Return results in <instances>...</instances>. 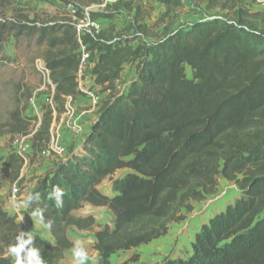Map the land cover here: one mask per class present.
I'll list each match as a JSON object with an SVG mask.
<instances>
[{
    "label": "trees",
    "instance_id": "1",
    "mask_svg": "<svg viewBox=\"0 0 264 264\" xmlns=\"http://www.w3.org/2000/svg\"><path fill=\"white\" fill-rule=\"evenodd\" d=\"M142 1L116 3L130 10ZM155 1L171 10L182 0ZM10 4L0 0V15ZM229 4L220 7L234 9L236 3ZM20 17L21 22L0 18V44L12 33L36 38L44 47L41 58L55 103L80 97L72 26H37ZM259 17L244 9L230 18L205 17L146 48L83 38L96 52L90 71L94 84L111 97L78 149L54 164L30 192L39 200L27 206L26 214L42 210V218L36 217L50 234V241L29 234L44 264H58L73 250L69 228H93L91 216L73 214L84 204L106 207L113 215V228L105 226L94 235L97 264H108L117 253L165 236L171 223L184 219L182 210L191 212L192 203L215 193L218 178L233 182L240 196L199 227L185 256L161 264H264V31L255 23ZM129 64H135V76L116 92L115 82ZM50 121L41 123L34 143L48 136ZM22 164L9 155L0 181L16 182ZM120 170L126 173L112 180V196L103 194L100 185ZM53 186L66 193L62 208L50 198ZM21 232L15 216L0 206V264H16L8 248Z\"/></svg>",
    "mask_w": 264,
    "mask_h": 264
},
{
    "label": "rangeland",
    "instance_id": "2",
    "mask_svg": "<svg viewBox=\"0 0 264 264\" xmlns=\"http://www.w3.org/2000/svg\"><path fill=\"white\" fill-rule=\"evenodd\" d=\"M118 0H11L0 18L21 22L20 16L35 20L36 25L49 22H68L69 6L79 12L109 16L93 19L99 27L96 36L99 41L127 44L132 49L146 48L162 40L166 34L189 27L193 22L205 17L230 18L238 9L260 14L255 23L264 31V0H182L178 9L166 10L155 0H143L125 10ZM223 2L236 5L234 9L222 10ZM230 5V4H229ZM7 35L1 43L0 51V168L7 157L14 154L13 141L18 137H27V149L24 151L17 192L16 212L10 205L11 189L15 183L0 181V206L8 216H15L21 224L22 232L36 234L50 241L48 230L36 216L26 214L25 201L36 182L49 173L54 164L64 161L75 145L83 139L90 125L95 121L102 103L111 97V93L96 90V99L80 96L65 103H55L54 94L40 73L43 64L41 54L44 47L39 46L36 38L26 35ZM135 64L124 67V80L115 85V91H124L125 84L134 76ZM90 71H87L81 85L92 89ZM187 75L190 76L187 70ZM94 102L93 107L89 104ZM93 108V109H92ZM92 109L89 113L88 110ZM50 113V115H49ZM15 114L13 119L11 116ZM51 119L48 136H42L34 143V137L41 123ZM77 124L81 132L72 136L68 124ZM47 138V139H46ZM62 149L61 154H47V145L51 139ZM34 145V146H33ZM125 170L117 171L99 187L100 191L112 196L111 182L122 177ZM240 192L233 182L217 179L216 191L201 202L192 203V211L182 210L184 219L171 223L167 234L148 245L140 246L129 252H120L110 257L108 264H161L167 258H179L190 251V243L199 227L214 214L223 212L233 204ZM77 217L91 216L95 225L89 231L75 228L67 230V237L75 243L81 241L89 253L86 264H97L98 253L94 250L95 233L105 226L113 228V215L106 207H93L84 204L73 213ZM21 217L23 219H21ZM136 256V261L132 258ZM58 264H74L72 250L67 251Z\"/></svg>",
    "mask_w": 264,
    "mask_h": 264
},
{
    "label": "built area",
    "instance_id": "3",
    "mask_svg": "<svg viewBox=\"0 0 264 264\" xmlns=\"http://www.w3.org/2000/svg\"><path fill=\"white\" fill-rule=\"evenodd\" d=\"M68 15H69V24L72 26V28L75 31V37L78 42V50H77V56L79 60L78 69L76 72V82L78 85L79 91L82 93L81 96L88 97L92 100L96 99L97 91L95 89H87L82 87L81 82L84 74L87 71H91L94 67L95 62L93 61L92 56L96 55L95 51H92L89 49L87 44L83 43V38H89V39H96V36L99 31L98 24L90 17V14L88 12H79L77 8H73L69 6L68 8ZM40 73L46 80L47 85L49 88H51V91L54 94V85L51 83L49 79V73L45 69L44 64L40 65ZM90 75V79L93 77ZM94 79V78H93ZM118 81L115 82V85ZM108 92V91H106ZM72 100L71 97L64 98L65 103ZM68 131L72 136L78 135L82 130L77 124H68ZM27 137H18L13 141V148H14V154L18 157H20L22 160H24L23 153L27 149L26 145ZM62 149H60L57 145L54 139L52 138L47 145L46 153H55V154H61ZM17 192H18V181H16L12 185L11 189V197H10V205L12 208V211L16 212L17 203Z\"/></svg>",
    "mask_w": 264,
    "mask_h": 264
},
{
    "label": "clouds",
    "instance_id": "4",
    "mask_svg": "<svg viewBox=\"0 0 264 264\" xmlns=\"http://www.w3.org/2000/svg\"><path fill=\"white\" fill-rule=\"evenodd\" d=\"M65 195L66 193L63 188L53 186L50 198L54 201L57 208H62ZM38 200V194H30L25 201V206L27 207L31 202ZM31 215H41L42 218V210L33 211ZM21 219L23 218L21 217ZM25 235L26 233L24 232L20 233L17 237L16 244L8 248L9 254L16 257V264H44V260L40 255V250L34 246V238L31 235H28L27 239H25ZM72 255L74 264H86L89 260V253L81 241H76L74 243Z\"/></svg>",
    "mask_w": 264,
    "mask_h": 264
},
{
    "label": "crops",
    "instance_id": "5",
    "mask_svg": "<svg viewBox=\"0 0 264 264\" xmlns=\"http://www.w3.org/2000/svg\"><path fill=\"white\" fill-rule=\"evenodd\" d=\"M125 73H126V70L125 69H123V71L121 72V75H120V77H121V79L122 80H124V75H125ZM134 76H135V71H134ZM134 76H132L130 79H129V81L130 80H132L133 78H134ZM120 79V80H121ZM128 81V82H129ZM128 82L125 84V86H127V84H128ZM91 83H92V89H95V90H101V87H99V86H96L95 84H94V79L92 78L91 79ZM91 104H89V105H91L92 107H93V103L94 102H90ZM93 109V108H92ZM92 109H90V110H88V112L90 113L91 111H92ZM94 122H92V124H93ZM92 124L90 125V127L92 126ZM90 129V128H89ZM89 131V130H88ZM88 133V132H87ZM86 133V134H87ZM86 134H85V136H86ZM84 136V137H85ZM84 137H83V139H84ZM83 139H81L76 145H75V148L73 149V151L74 150H76V149H78V147L82 144V142H83Z\"/></svg>",
    "mask_w": 264,
    "mask_h": 264
}]
</instances>
